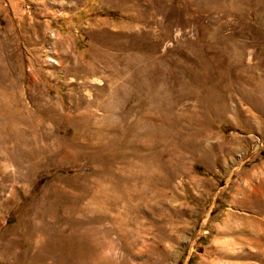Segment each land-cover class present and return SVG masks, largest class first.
<instances>
[{
  "label": "rangeland",
  "instance_id": "374dc122",
  "mask_svg": "<svg viewBox=\"0 0 264 264\" xmlns=\"http://www.w3.org/2000/svg\"><path fill=\"white\" fill-rule=\"evenodd\" d=\"M264 0H0V264H264Z\"/></svg>",
  "mask_w": 264,
  "mask_h": 264
},
{
  "label": "trees",
  "instance_id": "16d2710c",
  "mask_svg": "<svg viewBox=\"0 0 264 264\" xmlns=\"http://www.w3.org/2000/svg\"><path fill=\"white\" fill-rule=\"evenodd\" d=\"M261 154L264 155V152L262 151Z\"/></svg>",
  "mask_w": 264,
  "mask_h": 264
}]
</instances>
